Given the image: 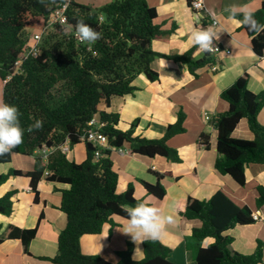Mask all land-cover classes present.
<instances>
[{"label":"trees","instance_id":"trees-1","mask_svg":"<svg viewBox=\"0 0 264 264\" xmlns=\"http://www.w3.org/2000/svg\"><path fill=\"white\" fill-rule=\"evenodd\" d=\"M60 0H0V79L11 78L4 83L2 100L15 105L21 115V125L27 126L37 119L44 121L43 129L28 133L23 143L13 153L31 156L36 151L50 150L46 160L43 155L35 157L30 171L10 169L0 175V185L9 177L29 178L31 191L38 201L37 185L48 172L50 182L68 185L61 190L60 210L66 215V227L59 233L58 252L49 260L54 264H114L99 255H85L81 252L80 238L83 235L99 234L103 225L112 228L117 224L113 216L127 219V209L137 203H146L134 196L133 184L127 183L120 191L119 173L111 160V150L128 145L130 154L153 158L164 157L178 163L181 161L177 150L168 141L185 132V115L178 113L177 120L169 124L159 139L134 136L137 121L122 131L117 128L119 114L107 112L113 98L133 94L137 87L135 79L143 74L154 82L159 75L151 68L156 58L183 64L190 74L204 66H212L213 58L204 53L195 59L193 50L186 53L166 55L152 49V41L167 34L156 23L157 12L147 0H113L99 8L79 4L70 0L68 24L75 25L83 20L102 34L94 44L81 43L75 38L74 28L65 33L56 26L43 38L41 54L24 60L18 73L14 63L22 59L26 44L25 29L36 19H46ZM255 18L264 24V1L254 12ZM235 19L240 20L242 16ZM250 38L253 52L264 56V32H249L241 25ZM249 75L243 74L220 94L229 105L228 110L216 114L211 122L217 130V152L215 169L222 175H229L238 185L246 184L245 168L249 164L264 165V126L257 119L264 107V90L251 92L248 87ZM96 118L101 124L100 132L107 137L108 148L100 149L101 156L95 159L97 149L83 137L88 123ZM241 119H246L253 134L252 140L236 139L232 136ZM68 142L72 147L84 142L86 158L81 163L69 160L58 147ZM199 146L209 148V135L201 133ZM12 153V154H13ZM0 157V163L11 161V155ZM157 179L155 184L141 181L147 194L162 199L166 190L161 180L166 174L151 170ZM256 207H264V187H257ZM13 192L0 197V214L9 216L13 211ZM148 204V203H146ZM149 205V204H148ZM178 214L188 220H198L200 226L193 228L185 238L186 248L192 251L194 264H259L263 261V244L257 242L255 251L244 255L231 248L233 238L225 232L236 226L252 224V211L237 206L222 191H217L208 200L188 198ZM42 219V216L41 218ZM38 227L22 229L9 225L0 235V243L18 239L23 251L29 253V244L35 238ZM1 230V226H0ZM207 238L213 242L203 246ZM143 257L132 259L133 244L118 252L115 264H175L170 260L171 249L159 240L142 243Z\"/></svg>","mask_w":264,"mask_h":264},{"label":"crops","instance_id":"crops-1","mask_svg":"<svg viewBox=\"0 0 264 264\" xmlns=\"http://www.w3.org/2000/svg\"><path fill=\"white\" fill-rule=\"evenodd\" d=\"M191 1L147 0L156 9V23L167 33L152 41V49L166 55L186 53L192 49L193 57L200 59L204 53L191 42L190 33L194 28L212 26L221 31L216 43L223 50H230V54L223 51L213 55L212 66L199 68L196 76L190 74L181 63L156 58L151 68L159 75L157 81L151 82L141 74L134 81L137 90L133 94L111 100L106 111L119 114L117 128L126 131L137 121L134 136L147 139L162 138L167 126L176 122L178 113L182 111L185 115V132L168 141L169 146L179 154L181 161L178 163L160 156L149 158L130 154L128 145L122 147V153L118 149L111 150V160L119 173L118 188L122 191L131 182L135 198L159 207L163 214L174 217L175 223L167 226L165 235L159 241L171 249L170 260L175 264H194L193 253L186 248L185 238L191 235L193 228L200 226L198 220H188L179 215L178 210L185 206L189 197L208 200L217 191H222L237 206H246L252 215L259 217L252 224L236 226L225 232L233 238L231 248L250 255L255 251L257 242L261 241L263 261L259 264H264V207H256L257 187H264V165L249 164L245 168L244 186L238 185L229 175L220 174L214 167L218 157V134L211 122L216 114L228 110L229 105L221 99L220 94L241 75H249L247 87L251 92L257 94L264 90V56L258 57L253 52L246 31L237 19L225 11L230 5L247 4L255 12L264 0H203L205 10L200 12L190 7ZM213 20H217L218 25H213ZM3 85L0 79V99ZM257 119L264 126V107ZM201 133L209 135L208 149L198 144ZM232 136L241 140L253 139L246 119L240 120ZM65 145L69 147L65 153L69 160L76 163L85 160L84 142L72 147L68 142ZM42 153L41 150L31 156L13 153L11 161L0 163V175L8 173L10 169L32 170L35 157ZM151 170L166 174L161 180L166 190L162 199L147 194L141 183H156ZM29 182L27 177H9L0 185V197L7 192L14 193L11 215L0 214V235L6 232L9 225L22 229L38 227L35 238L29 244L31 255L24 253L20 240H6L0 243V264H54L41 258H52L58 252V235L67 224L66 215L60 210L61 190L68 189V185L50 182L44 176L37 185L39 199L35 201ZM113 221L117 224L114 228L106 223L99 234L81 236L83 254L99 255L115 264L119 261L118 252L124 251L128 242L133 244L134 253L137 245L130 236L121 232L127 219L113 216ZM212 242L213 239L207 238L203 246ZM139 247L142 252L136 261L143 257L142 244Z\"/></svg>","mask_w":264,"mask_h":264},{"label":"clouds","instance_id":"clouds-1","mask_svg":"<svg viewBox=\"0 0 264 264\" xmlns=\"http://www.w3.org/2000/svg\"><path fill=\"white\" fill-rule=\"evenodd\" d=\"M41 4L45 0H39ZM67 7V3L65 4ZM199 7V4H194ZM232 18L242 16L238 23L245 26L249 32L259 34L264 32V24H261L256 18L254 12L247 4L230 5L225 9ZM61 23H65L61 21ZM74 28L75 36L81 43L87 42L94 44L102 38V34L96 31L91 25L83 20H78L75 25L68 24L64 31L69 32ZM214 27L194 28L190 33L191 42L198 46L203 53H211L215 50V43L219 40V33ZM183 55V53H180ZM20 111L15 105L5 103L0 99V157L13 153L23 143L25 131L33 133L43 129L44 121L37 119L29 124L25 129L20 122ZM175 223L172 215H165L159 207L151 206L146 203H137L127 209V222L121 231L130 236L132 242L137 245L134 249L133 260H136L142 252L139 247L147 240H160L166 233V228Z\"/></svg>","mask_w":264,"mask_h":264},{"label":"built area","instance_id":"built-area-1","mask_svg":"<svg viewBox=\"0 0 264 264\" xmlns=\"http://www.w3.org/2000/svg\"><path fill=\"white\" fill-rule=\"evenodd\" d=\"M67 3V7H65V4ZM70 0H60L58 7L51 13L46 19H40V25L39 28L30 34L28 39H26V44L23 49V55L22 59L17 60L14 63V72L18 73L21 69V65L24 62V60L28 58H35L41 54V46H42V41L44 36L51 30H53L56 26L60 27H66L68 25V19H67V11L69 7ZM194 4H199V7H194ZM190 7L194 11H204L205 7L203 4V0H192L190 3ZM61 21H64L65 23H61ZM213 25H218L217 20H213L212 22ZM26 30V29H25ZM26 31H24V34ZM76 40L78 38L75 36ZM79 41V40H78ZM215 50L211 53H209L211 56L217 55L221 52H225L226 54H230V50H223L217 43H215ZM213 69L215 70L216 68L213 66ZM11 76H7L6 79L3 81L4 83L7 82ZM88 129L86 130L85 136L83 137L86 139L88 142L92 143L93 146H95L97 149L95 150L94 156L95 159H98L101 156L100 149L102 148H108V141L107 137L100 132V127L101 124L98 122L96 118H93L89 123H88ZM58 149L62 153H67L69 151V147L64 144L58 147ZM121 153L123 152L122 148L118 149ZM43 153V157L46 160V157L48 153L50 152L49 149L43 148L41 150ZM49 175L48 172L45 173V176ZM252 219L254 221H258L259 217L258 215L254 214L251 215Z\"/></svg>","mask_w":264,"mask_h":264},{"label":"rangeland","instance_id":"rangeland-1","mask_svg":"<svg viewBox=\"0 0 264 264\" xmlns=\"http://www.w3.org/2000/svg\"><path fill=\"white\" fill-rule=\"evenodd\" d=\"M75 2L79 3V4H84V5H90L93 8H99L103 5H105V3H110L109 1L111 0H74ZM40 25V19H36L34 20L27 28H26V35L24 34L25 38L28 39V37L30 36V34L32 32H35ZM52 31V30H51ZM45 38V37H44Z\"/></svg>","mask_w":264,"mask_h":264}]
</instances>
